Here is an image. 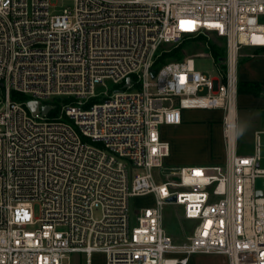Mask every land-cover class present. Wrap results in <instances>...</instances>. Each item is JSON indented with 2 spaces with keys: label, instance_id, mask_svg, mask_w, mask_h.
Returning a JSON list of instances; mask_svg holds the SVG:
<instances>
[{
  "label": "built area",
  "instance_id": "2783aa9c",
  "mask_svg": "<svg viewBox=\"0 0 264 264\" xmlns=\"http://www.w3.org/2000/svg\"><path fill=\"white\" fill-rule=\"evenodd\" d=\"M73 1L0 0V264H71L72 253L264 264V168L258 142L238 152L236 114L240 52L264 48V0ZM186 36L224 41L218 76L193 57L154 72L159 48ZM184 108L225 111L224 163H166L161 127ZM149 195L152 205L131 203ZM170 203L183 207L179 231L192 228L181 241L165 225Z\"/></svg>",
  "mask_w": 264,
  "mask_h": 264
},
{
  "label": "crops",
  "instance_id": "0c3cea01",
  "mask_svg": "<svg viewBox=\"0 0 264 264\" xmlns=\"http://www.w3.org/2000/svg\"><path fill=\"white\" fill-rule=\"evenodd\" d=\"M245 48L248 50L242 52L240 59L239 83H258L260 92L258 94L248 91L238 93L237 125L239 127L241 124L239 113L243 109L247 115L250 134L257 140L260 147L261 136L264 134V48ZM224 115L225 111L222 108H184L182 121L179 124L163 125L161 136L170 143L171 147L170 155L166 159L167 163L169 165L224 163L227 158ZM196 255L198 254L191 255L187 264H190ZM217 256L219 260L222 258L221 260L229 264L226 256Z\"/></svg>",
  "mask_w": 264,
  "mask_h": 264
},
{
  "label": "rangeland",
  "instance_id": "374dc122",
  "mask_svg": "<svg viewBox=\"0 0 264 264\" xmlns=\"http://www.w3.org/2000/svg\"><path fill=\"white\" fill-rule=\"evenodd\" d=\"M53 4H57L60 9L65 7L72 8L74 5L73 0H51ZM210 46H208V44ZM224 41L221 38L216 36L210 37H190L186 36L179 43L175 44H164L159 48L156 59L159 57L161 60L156 65H163L169 61L181 60L185 57H193L195 67L197 70H200L211 76H218L219 69L214 61L212 51L216 49L219 53H224ZM248 50L244 48L240 52V59L242 52ZM240 61L238 64V77L240 70ZM201 93H206V89L201 91ZM5 99V88L2 82L0 81V106L4 103ZM239 120L241 121L240 126L238 127V152L243 155H252L254 152L255 142L257 141L249 131L248 121L246 112L241 109L239 113ZM264 116V112H263ZM264 119V118H263ZM239 122V121H238ZM261 146H260V166L264 168V134L261 136ZM167 163V161H166ZM168 164V163H167ZM255 186L257 190L264 191V176H259L256 178ZM131 203L134 206L142 205H152L154 204L153 196L145 197H135L132 199ZM35 215L40 216L41 205L39 202L34 204ZM183 212V207L175 204H168L164 208L165 213V225L168 230L172 233H176L174 237L177 241H181L185 238L186 235L190 234L192 231L191 227H184L180 230V223L178 220V213ZM179 231V232H178ZM222 259V258H221ZM219 260L217 255L209 254H198L193 257L190 264H226V261ZM71 264H84V256L79 253H72L70 256ZM228 262V261H227ZM93 264H106L105 255L98 253L93 256ZM228 264V263H227Z\"/></svg>",
  "mask_w": 264,
  "mask_h": 264
},
{
  "label": "trees",
  "instance_id": "16d2710c",
  "mask_svg": "<svg viewBox=\"0 0 264 264\" xmlns=\"http://www.w3.org/2000/svg\"><path fill=\"white\" fill-rule=\"evenodd\" d=\"M225 50V48H224ZM213 56L215 57L216 61H218V63L220 64V66L222 68H224V57H225V52L224 53H219L216 49L211 50ZM161 60V58H157L155 60L154 63V72H156L161 65H156L157 63H159V61ZM238 91H248V92H253L255 94H258L260 92L259 89V84L258 83H250V82H242V83H238Z\"/></svg>",
  "mask_w": 264,
  "mask_h": 264
},
{
  "label": "water",
  "instance_id": "95a60500",
  "mask_svg": "<svg viewBox=\"0 0 264 264\" xmlns=\"http://www.w3.org/2000/svg\"><path fill=\"white\" fill-rule=\"evenodd\" d=\"M130 80H131V78L128 77V78H127V84L130 83ZM28 105H29L30 108L33 110V112H37V110L39 109V102H38V101L30 100V101L28 102ZM50 108H51L50 105H45V106H43L42 111H43L44 113H47V112L50 110ZM261 193H262L261 191L258 192V194H261ZM174 199H175V197H171V198H170V200H174Z\"/></svg>",
  "mask_w": 264,
  "mask_h": 264
}]
</instances>
